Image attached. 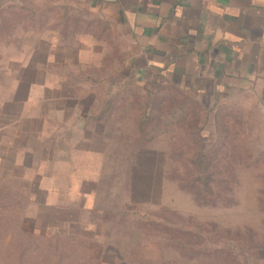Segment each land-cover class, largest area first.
Instances as JSON below:
<instances>
[{
    "label": "rangeland",
    "instance_id": "1",
    "mask_svg": "<svg viewBox=\"0 0 264 264\" xmlns=\"http://www.w3.org/2000/svg\"><path fill=\"white\" fill-rule=\"evenodd\" d=\"M58 2L0 0V264H264V110L226 90L198 112L195 97L163 89L171 102L151 107L149 143L137 140L133 103L81 134L69 126L90 94L74 86L88 65L72 51L44 56L60 43L45 38ZM23 5L43 14L33 23ZM45 78L65 83L45 89ZM135 85L131 101L148 95ZM207 115L210 196L188 162Z\"/></svg>",
    "mask_w": 264,
    "mask_h": 264
},
{
    "label": "crops",
    "instance_id": "2",
    "mask_svg": "<svg viewBox=\"0 0 264 264\" xmlns=\"http://www.w3.org/2000/svg\"><path fill=\"white\" fill-rule=\"evenodd\" d=\"M51 6L58 16L55 23L49 17L45 38L61 45L49 43L45 58L53 64L56 54L72 51L77 65H88L90 75L79 71L74 86L90 94L76 99L84 108L69 126L81 134L112 124L115 112L102 109L115 92L105 89L131 81L176 87L201 104L234 90L264 110V0H59ZM64 83L45 78L42 86ZM92 88L104 93L92 95Z\"/></svg>",
    "mask_w": 264,
    "mask_h": 264
},
{
    "label": "trees",
    "instance_id": "3",
    "mask_svg": "<svg viewBox=\"0 0 264 264\" xmlns=\"http://www.w3.org/2000/svg\"><path fill=\"white\" fill-rule=\"evenodd\" d=\"M21 9L25 10L27 14H30L31 22L33 23L36 19H38L37 15L43 14L41 10L39 11V9H35L31 5L30 6L23 5ZM79 78L80 77L77 78L78 81H79ZM134 85L135 84L132 81L124 85L122 84L119 85L117 91L111 96V98L108 100V103L102 109V114L113 112L117 104H120V105H123V104L129 105L132 103L135 104L136 110H137V117L135 119L136 136H137V140L142 142V144H147L150 142L151 138H148L150 135L148 133L149 131H147V128L152 123V119H153L151 117V107H153V105L156 103V99L159 97L163 89L174 91L177 94L184 95L183 103H189L191 100H193L187 93H185L184 91L176 87H172V86H157L155 87V89H158V90L155 93H152V92L149 93V88H150V85L152 86V83H145L139 87L144 88L143 90H146L148 92V95L145 94L141 97H136L135 100L131 101L130 96L125 95V92L129 89V87L134 86ZM136 86L137 85H135V87ZM169 101L171 102V99H168L166 96L159 97V102H157L159 104L158 108L160 109L162 105H167L166 103H170ZM193 102H194L193 104L197 106L198 112L204 111L206 113H209L212 110L211 108L210 109L204 108V106L199 102H196L194 100ZM102 114L100 115L99 122H103ZM207 118H208V115L205 116L204 118L205 120H202L201 125H199L198 128H196L189 134L190 137L193 139L192 142L194 144L195 142L196 144L198 143L197 145L198 149L194 154H192L191 160H189L188 158V162L190 161L189 164L193 165L194 170H197L198 175L200 177L198 179H195L194 182L198 183L201 189L205 191L207 195L210 196L211 191H210V188L208 187L210 179L206 175L209 170V166L205 164L204 162V158L206 156L204 154L205 143L209 135L204 130L203 124L204 122L207 121Z\"/></svg>",
    "mask_w": 264,
    "mask_h": 264
},
{
    "label": "built area",
    "instance_id": "4",
    "mask_svg": "<svg viewBox=\"0 0 264 264\" xmlns=\"http://www.w3.org/2000/svg\"><path fill=\"white\" fill-rule=\"evenodd\" d=\"M177 1L183 2V1H189V0H177Z\"/></svg>",
    "mask_w": 264,
    "mask_h": 264
}]
</instances>
